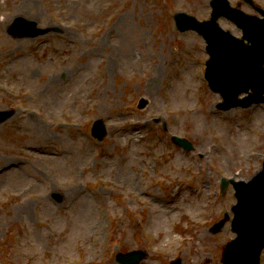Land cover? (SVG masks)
Here are the masks:
<instances>
[{"label":"rangeland","instance_id":"1","mask_svg":"<svg viewBox=\"0 0 264 264\" xmlns=\"http://www.w3.org/2000/svg\"><path fill=\"white\" fill-rule=\"evenodd\" d=\"M23 1L0 0V110H13L0 123V264H120L140 250L137 264H225L235 197L220 180L264 170V103L219 110L203 39L175 28L176 12L208 19L210 0H31L22 13ZM17 16L48 32L10 35Z\"/></svg>","mask_w":264,"mask_h":264},{"label":"water","instance_id":"2","mask_svg":"<svg viewBox=\"0 0 264 264\" xmlns=\"http://www.w3.org/2000/svg\"><path fill=\"white\" fill-rule=\"evenodd\" d=\"M212 18L209 21L198 22L193 17L184 13L176 15L177 27L180 30L193 28L201 32L207 39L208 50L211 58L208 61L206 77L212 89L220 91L224 102L220 108L228 109L231 106H247L253 102L264 100V18L258 19L245 15L241 11L231 8L227 0H212ZM264 14V13H263ZM224 15L233 20L243 30L242 39L233 37L217 27L216 18ZM16 26V27H15ZM15 28L11 33L18 35H36L47 30L35 28L34 22L17 18ZM243 39L250 42L244 44ZM250 93L243 99H237L241 92ZM11 111H0V122L11 115ZM93 132L99 138L104 135L101 121H98ZM174 140L190 149V144L174 137ZM226 183H224V186ZM238 203L234 206L236 218L233 220V229L239 233V237L227 246L224 253V261L229 264H256V256L251 246L264 244V176L260 172L254 180L248 184L234 183ZM58 197V196H57ZM253 216V217H252ZM223 221L215 225L217 229ZM141 252H131L127 255H118L121 262L134 263L141 259ZM124 257H131L123 260ZM171 264H179V260Z\"/></svg>","mask_w":264,"mask_h":264},{"label":"bare ground","instance_id":"3","mask_svg":"<svg viewBox=\"0 0 264 264\" xmlns=\"http://www.w3.org/2000/svg\"><path fill=\"white\" fill-rule=\"evenodd\" d=\"M30 3H31V0H27V1H23L22 3H20V5H18L16 8L19 10V11H21L22 13H24V10H26L27 9V7L30 5ZM8 21V20H7ZM7 21H0L1 23H3L4 25H6L7 24ZM55 77H52L51 79L49 78V80L51 81V82H54L55 81ZM152 87H154V85H153V79L148 83V85H146V88H147V90L149 91V89H151ZM36 129L38 130V131H41V129L39 128V125L37 124L36 125ZM61 152L60 151H58L56 154L58 155V154H60ZM25 207H26V205H23V209H25Z\"/></svg>","mask_w":264,"mask_h":264}]
</instances>
